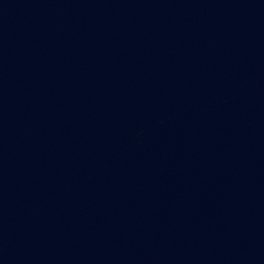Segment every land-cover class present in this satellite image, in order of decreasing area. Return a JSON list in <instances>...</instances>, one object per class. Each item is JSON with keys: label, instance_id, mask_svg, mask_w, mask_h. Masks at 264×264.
Wrapping results in <instances>:
<instances>
[{"label": "water", "instance_id": "1", "mask_svg": "<svg viewBox=\"0 0 264 264\" xmlns=\"http://www.w3.org/2000/svg\"><path fill=\"white\" fill-rule=\"evenodd\" d=\"M0 264H264V0H0Z\"/></svg>", "mask_w": 264, "mask_h": 264}]
</instances>
